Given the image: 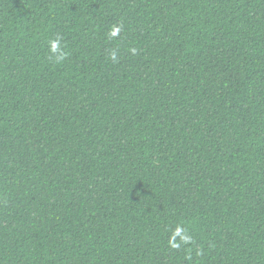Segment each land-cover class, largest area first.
Listing matches in <instances>:
<instances>
[{
  "label": "trees",
  "instance_id": "1",
  "mask_svg": "<svg viewBox=\"0 0 264 264\" xmlns=\"http://www.w3.org/2000/svg\"><path fill=\"white\" fill-rule=\"evenodd\" d=\"M0 264H264V0H0Z\"/></svg>",
  "mask_w": 264,
  "mask_h": 264
},
{
  "label": "clouds",
  "instance_id": "2",
  "mask_svg": "<svg viewBox=\"0 0 264 264\" xmlns=\"http://www.w3.org/2000/svg\"><path fill=\"white\" fill-rule=\"evenodd\" d=\"M58 49V41H53L52 42V51L56 52Z\"/></svg>",
  "mask_w": 264,
  "mask_h": 264
}]
</instances>
